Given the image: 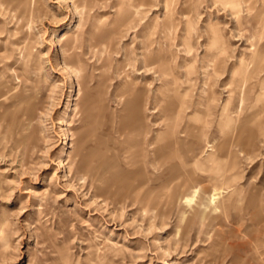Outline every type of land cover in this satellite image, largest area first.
Returning <instances> with one entry per match:
<instances>
[{
    "label": "rangeland",
    "instance_id": "1",
    "mask_svg": "<svg viewBox=\"0 0 264 264\" xmlns=\"http://www.w3.org/2000/svg\"><path fill=\"white\" fill-rule=\"evenodd\" d=\"M130 1L0 8V82L39 104L0 127V264H264V0Z\"/></svg>",
    "mask_w": 264,
    "mask_h": 264
},
{
    "label": "bare ground",
    "instance_id": "2",
    "mask_svg": "<svg viewBox=\"0 0 264 264\" xmlns=\"http://www.w3.org/2000/svg\"><path fill=\"white\" fill-rule=\"evenodd\" d=\"M39 1L40 0H0V8H3V11L6 14H9L12 17V20L17 22L16 30H20L29 25L32 12L40 11ZM98 1L102 2V0ZM91 4L92 0H73V9L74 11L79 10V14L81 13L82 15H85ZM145 5H147L145 0H131L129 3V7L134 9ZM103 37L104 36L101 34V42H103ZM66 38L68 39V44L63 51V55L65 56L63 59L64 66L67 70L74 68L75 72L79 73V67H74L73 65L70 66L67 62V60H73L76 56L74 38L70 36H67ZM101 51L104 52L105 48ZM79 87H81L80 84ZM32 100L33 98L28 96L23 89H12L6 86L5 83L0 82V127L1 123H5V121L8 120L9 133L13 136L20 135L22 137L20 139V144L24 141H29L32 138L33 124L37 119L36 111L37 106H39V104H36ZM82 100L86 104L87 97L83 96ZM88 108L89 107L84 106L81 109V112L86 116H88ZM129 127L133 129L131 134L140 135L139 121L133 122ZM24 134L26 135L23 136ZM83 144L84 138H79L77 141V145H79L78 148H81ZM166 147L167 146H165V148ZM220 199V192L217 190H214L211 194L200 196L199 190L194 187H188L187 193L180 197L179 202L185 207L183 209V214H185L187 210L189 215H196L199 220L202 221L207 215L218 212L216 203Z\"/></svg>",
    "mask_w": 264,
    "mask_h": 264
}]
</instances>
